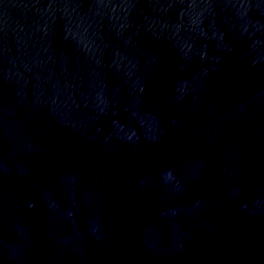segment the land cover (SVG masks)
Returning a JSON list of instances; mask_svg holds the SVG:
<instances>
[{
	"label": "water",
	"instance_id": "obj_1",
	"mask_svg": "<svg viewBox=\"0 0 264 264\" xmlns=\"http://www.w3.org/2000/svg\"><path fill=\"white\" fill-rule=\"evenodd\" d=\"M0 264H264V0H0Z\"/></svg>",
	"mask_w": 264,
	"mask_h": 264
}]
</instances>
